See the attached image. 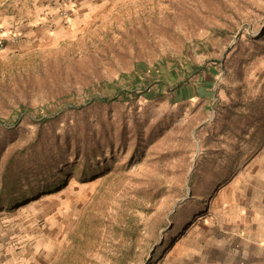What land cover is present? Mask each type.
<instances>
[{
    "label": "rangeland",
    "instance_id": "obj_1",
    "mask_svg": "<svg viewBox=\"0 0 264 264\" xmlns=\"http://www.w3.org/2000/svg\"><path fill=\"white\" fill-rule=\"evenodd\" d=\"M260 155L264 0H115L0 53V171L28 177L0 194L7 257L160 264Z\"/></svg>",
    "mask_w": 264,
    "mask_h": 264
},
{
    "label": "crops",
    "instance_id": "obj_2",
    "mask_svg": "<svg viewBox=\"0 0 264 264\" xmlns=\"http://www.w3.org/2000/svg\"><path fill=\"white\" fill-rule=\"evenodd\" d=\"M115 0H77L68 6L65 23L54 0H0V53H25L78 30L99 7ZM19 34V37L13 34ZM227 185L220 202L193 219L160 264H264V157ZM201 212V211H200ZM0 264H46L50 253L38 247L6 256L0 243Z\"/></svg>",
    "mask_w": 264,
    "mask_h": 264
},
{
    "label": "trees",
    "instance_id": "obj_3",
    "mask_svg": "<svg viewBox=\"0 0 264 264\" xmlns=\"http://www.w3.org/2000/svg\"><path fill=\"white\" fill-rule=\"evenodd\" d=\"M12 162L13 160L11 157L9 160L5 162L4 166L2 167L0 171V183H1L0 194H2L3 192H6L5 194L8 198H10L11 196L10 191L12 190V188L13 187L15 188L16 186H18L17 184L21 180H24V179L27 180L28 178L27 176L24 177V179L20 178V176L16 174L17 171H15V168L12 167Z\"/></svg>",
    "mask_w": 264,
    "mask_h": 264
},
{
    "label": "built area",
    "instance_id": "obj_4",
    "mask_svg": "<svg viewBox=\"0 0 264 264\" xmlns=\"http://www.w3.org/2000/svg\"><path fill=\"white\" fill-rule=\"evenodd\" d=\"M76 1L77 0H54V4L56 7L59 8L61 16L63 17V20L65 23H68L70 21L69 9L65 5H68V6L74 5ZM13 36L19 37V34L15 33L13 34ZM4 38H5L4 35L0 36V50L4 46V41H5Z\"/></svg>",
    "mask_w": 264,
    "mask_h": 264
}]
</instances>
